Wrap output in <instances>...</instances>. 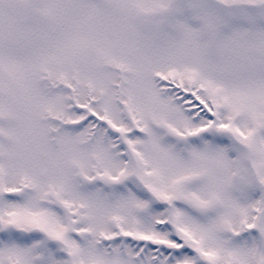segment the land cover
<instances>
[{"label": "snow or ice", "instance_id": "obj_1", "mask_svg": "<svg viewBox=\"0 0 264 264\" xmlns=\"http://www.w3.org/2000/svg\"><path fill=\"white\" fill-rule=\"evenodd\" d=\"M0 264H264V0H0Z\"/></svg>", "mask_w": 264, "mask_h": 264}]
</instances>
